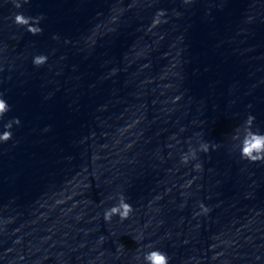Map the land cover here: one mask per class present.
Instances as JSON below:
<instances>
[{
    "label": "clouds",
    "instance_id": "obj_1",
    "mask_svg": "<svg viewBox=\"0 0 264 264\" xmlns=\"http://www.w3.org/2000/svg\"><path fill=\"white\" fill-rule=\"evenodd\" d=\"M184 4L192 3V0H183ZM13 6L17 9L21 8V0H11ZM23 3H28V0H23ZM165 15L164 10H158L154 17L153 23L161 22V17ZM13 23L17 26H21L30 33L31 35H38L42 32V28L39 26L40 21L43 19L42 15L37 16H27L20 12H15L10 17ZM53 36V39H56ZM67 43V41H65ZM49 54L46 53H33L31 57V63L34 67H40L47 63ZM178 100L179 97H175ZM249 107H251L249 105ZM11 110V105L5 98V94L0 92V144L8 142L13 137V125L19 126L20 119L18 117H12L11 119L4 120L6 113ZM255 116L251 113L247 114L243 122L237 125L231 135V139L234 142L233 150L238 151L239 157L242 160H247L249 162H261L264 161V130H260L258 127H254ZM47 131V129H45ZM209 143L202 142L199 144L197 150H192L191 148L187 153H183L180 156L181 163H187L190 159L196 158V152L202 151L207 153L209 151ZM218 145L213 143L211 148L214 150ZM202 165L200 163L194 164L193 168L196 171L201 169ZM189 184L191 181L188 182ZM187 187V185H185ZM109 196L108 199H112ZM116 203L112 206L105 208L103 211V220L106 223H110L112 218L118 217L120 221L129 218L130 214L134 211L132 205L127 202V198L122 192L115 194ZM200 213L207 214L210 209L207 208L203 203L198 205ZM198 213V214H200ZM103 239V237H101ZM139 240L140 237H135ZM124 245L120 244L117 246V252L123 249ZM148 250L143 252L142 258L138 256L136 259L138 264H170L169 256L160 249H157L151 245L146 246Z\"/></svg>",
    "mask_w": 264,
    "mask_h": 264
}]
</instances>
